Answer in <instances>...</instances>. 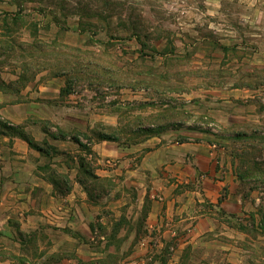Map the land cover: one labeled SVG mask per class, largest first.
<instances>
[{"label":"rangeland","instance_id":"obj_1","mask_svg":"<svg viewBox=\"0 0 264 264\" xmlns=\"http://www.w3.org/2000/svg\"><path fill=\"white\" fill-rule=\"evenodd\" d=\"M260 9L264 0H0V77L6 81L0 78V85H56L51 77L59 76L80 95L61 96L63 103L76 101L84 114L117 116L119 143L147 136L154 144L157 137L185 143L180 176L165 170L168 190L160 188L157 201L148 192L138 200L137 188L108 177L88 183L92 196L112 190L118 202L106 200L109 195L94 204L103 218L91 221L95 233H79L86 244L79 259L62 260L61 249L58 259L48 258L52 238L75 248L63 234L18 226L0 230V264H179L175 236L145 228L152 211L233 224L243 232L246 264H264V237L257 235L264 231ZM112 129L100 125L95 133ZM227 178L232 194L220 184L218 201L211 202L203 187ZM102 225L110 229L103 232ZM184 250L188 264L191 252Z\"/></svg>","mask_w":264,"mask_h":264},{"label":"crops","instance_id":"obj_2","mask_svg":"<svg viewBox=\"0 0 264 264\" xmlns=\"http://www.w3.org/2000/svg\"><path fill=\"white\" fill-rule=\"evenodd\" d=\"M260 17L264 18V9H260ZM0 78L4 80L2 75ZM51 79L57 84L0 85V121L14 127L0 130V230L12 233L18 226L23 230L26 226L29 233H41L45 226V232L63 234V238L75 242V248L71 249L63 244L64 241L54 243L56 238H52L46 246L49 247L48 258L53 254L58 259L55 256L61 249L62 260L68 257L77 260L86 245L82 236L96 232L91 221L103 218L94 204L109 195L110 199L106 200L118 202L112 190L92 196L88 183L101 182L108 177L116 184L119 180L128 187L137 188L138 200H144L148 192V198L157 201L154 195L160 194V188L162 193L168 190L165 170L170 171V177L180 176L181 146L185 143L176 140L167 144L157 137V144H154L150 136L129 143L99 138L96 126L116 129L117 116L107 112L84 114L75 105L76 101L68 99L70 103H63L61 96L80 100V95L71 90L63 93L67 85L61 77L52 76ZM49 166L56 167L58 174L49 173ZM60 174L64 190L59 188L61 179L57 176ZM231 183V178L208 182L207 187H203L204 195L216 202L220 184H227L229 198L233 192ZM176 197L179 200V196ZM88 208L93 211L88 212ZM173 214L177 213L166 214L172 221L169 224L163 214L149 212L145 228L150 232L155 228L160 231L162 227L163 232L175 236L177 261L182 258L179 264H183L187 256L184 248L191 252L188 264H246V249L239 240L243 232L238 227L226 222H221L220 226L217 219L204 214L188 217L182 213L178 217ZM164 222L169 224L166 229L162 225ZM98 228L103 232L110 229L106 225ZM210 234L217 238L208 237ZM257 235L264 237V231Z\"/></svg>","mask_w":264,"mask_h":264},{"label":"trees","instance_id":"obj_3","mask_svg":"<svg viewBox=\"0 0 264 264\" xmlns=\"http://www.w3.org/2000/svg\"><path fill=\"white\" fill-rule=\"evenodd\" d=\"M70 91V87H65L64 89H63V93L64 92H66V93H68ZM4 127H6L7 129L8 128H14L13 126H11V125H8L6 122H4ZM144 129H148L149 128V126H145V127H143ZM117 131V129L115 130V129H112V131H109V132H101V133H98L97 134V136L99 137V138H103V139H109V140H118V136L116 135L117 133H115Z\"/></svg>","mask_w":264,"mask_h":264}]
</instances>
